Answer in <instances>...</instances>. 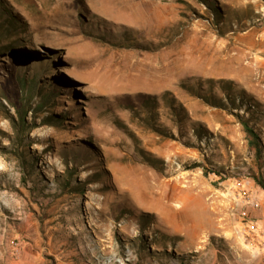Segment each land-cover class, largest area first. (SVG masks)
Instances as JSON below:
<instances>
[{
    "label": "rangeland",
    "instance_id": "1",
    "mask_svg": "<svg viewBox=\"0 0 264 264\" xmlns=\"http://www.w3.org/2000/svg\"><path fill=\"white\" fill-rule=\"evenodd\" d=\"M245 124L264 0H0V264L241 263Z\"/></svg>",
    "mask_w": 264,
    "mask_h": 264
},
{
    "label": "crops",
    "instance_id": "2",
    "mask_svg": "<svg viewBox=\"0 0 264 264\" xmlns=\"http://www.w3.org/2000/svg\"><path fill=\"white\" fill-rule=\"evenodd\" d=\"M256 200L259 207L256 210H250L252 214L246 222L236 225L237 229L248 239L250 253H244L243 260L240 263L236 257L240 256L239 251L241 250L236 247L233 249L235 256L233 255L234 257L230 259V262H226L227 264H264V190L260 191ZM215 253L220 256L219 264H226L225 260L223 262L221 258L224 257L223 253L218 250Z\"/></svg>",
    "mask_w": 264,
    "mask_h": 264
},
{
    "label": "trees",
    "instance_id": "3",
    "mask_svg": "<svg viewBox=\"0 0 264 264\" xmlns=\"http://www.w3.org/2000/svg\"><path fill=\"white\" fill-rule=\"evenodd\" d=\"M228 103L230 105H233V101H228ZM219 106L220 107L218 108H221V109L225 108L224 105H219ZM16 109L18 111V116L20 117V123L23 125L24 124L23 122L24 113H22V111L20 110L21 108L16 107ZM22 128L24 129V125L22 126ZM23 131H27V130L25 129ZM244 132L247 138V144H248L249 150L253 152L255 159L260 163L261 156L264 150L262 147L261 141L259 140L258 136L255 134V132L251 128H249L246 124L244 125ZM256 180H257L258 186L264 190V181H261L259 179H256ZM87 184H90V183H87Z\"/></svg>",
    "mask_w": 264,
    "mask_h": 264
},
{
    "label": "built area",
    "instance_id": "4",
    "mask_svg": "<svg viewBox=\"0 0 264 264\" xmlns=\"http://www.w3.org/2000/svg\"><path fill=\"white\" fill-rule=\"evenodd\" d=\"M255 197L254 195H250L247 193H242L240 197V204L242 206V210H240L239 216L242 219H246L248 216V212L245 210V208H251L253 210L257 209L258 203L254 202Z\"/></svg>",
    "mask_w": 264,
    "mask_h": 264
}]
</instances>
